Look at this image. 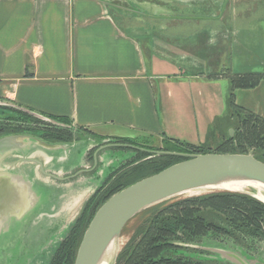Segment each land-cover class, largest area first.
<instances>
[{
    "label": "rangeland",
    "instance_id": "374dc122",
    "mask_svg": "<svg viewBox=\"0 0 264 264\" xmlns=\"http://www.w3.org/2000/svg\"><path fill=\"white\" fill-rule=\"evenodd\" d=\"M101 1L105 2L108 10L118 12L123 21L137 23L142 29H152L153 40L158 44L167 42L170 47H175L179 40L182 42V48L178 50H183L186 54V57L179 61L183 63V69L177 70L176 65L168 62L171 71L177 73L179 80H186L178 94L182 97L185 114L178 123L173 117H168L171 124L168 131L180 142L195 148L193 151L182 148L181 151H189L191 154L235 152L264 159V83L259 87L260 80L264 79V33L259 32L258 38L260 29H257L259 23H263L259 19L264 16V0ZM246 10L252 11L251 17H246L249 14ZM263 25L264 23L261 28H264ZM230 27H238L240 30L230 31L233 29ZM176 53V49L170 48L167 56L171 59V55ZM250 73H260L261 76H247ZM247 91L250 93H246ZM11 109L18 110L11 102L0 100V124L5 125L3 120L8 119L12 120L11 125L15 126L13 119L20 120L21 116L11 112ZM241 119H246L247 123L242 124ZM45 123L48 126L36 125L31 121L21 124L26 130L30 129L35 137H42L46 127L48 130H55L54 126L56 127L53 123ZM253 124L257 129L252 128ZM68 125L66 129H71V135L75 139L72 143H78L75 151H72L73 162L79 161V156H82L80 151L90 148L83 159L85 167L76 169L73 176L69 174L67 178L63 177L66 180L57 182L61 184L89 180L91 189H98L110 174L125 164L137 162L136 157H139L141 151L153 152L164 147L163 139L159 138L134 133L127 136H105L101 131L92 133L89 130L74 129L70 123ZM230 130L232 136H229ZM151 157L145 156L142 161ZM62 168L66 170L67 165ZM41 177L44 179V176ZM39 185L38 188L36 182L32 190L41 200L34 203L20 219L9 218L5 222L6 226L0 227V264H48L68 229L77 221L82 211H78L79 215L75 218L77 213L70 220L71 223L58 224L48 230L45 228V220L40 219L41 214L49 215L52 206L60 205L55 196L59 192L46 188L41 182ZM246 193L249 195L213 189L201 191L198 195H179L164 202L200 198L204 202L191 203L187 207L196 208L201 214L210 215V212H213L221 219H227L221 212L232 206L247 208L249 204L246 200L226 195L239 194L258 201L253 197L252 190ZM217 195L224 197H215ZM180 207L184 206H178L176 210ZM137 224L138 220L134 219L125 226L117 240L118 251L111 264H115L117 254L125 246ZM84 227L85 222L79 226L77 234H80ZM206 234L207 236L198 241L195 239L186 242L184 246L204 251L222 261H225L222 252H226L236 257L240 264H264L263 241H251L250 248L243 249L233 244L229 238H211L208 231ZM220 234L222 235L221 232Z\"/></svg>",
    "mask_w": 264,
    "mask_h": 264
},
{
    "label": "crops",
    "instance_id": "0c3cea01",
    "mask_svg": "<svg viewBox=\"0 0 264 264\" xmlns=\"http://www.w3.org/2000/svg\"><path fill=\"white\" fill-rule=\"evenodd\" d=\"M245 12L247 18L253 14ZM259 20L264 23V16ZM153 34L123 21L101 0H0V100L39 116L63 118L77 130L179 140L168 131L169 119L178 123L185 114L178 94L186 80H179L168 61L182 70L179 61L186 54L178 50L180 40L172 48L158 44ZM170 48L177 51L171 59ZM89 148L80 151L75 163L73 148L58 154L37 151L33 158L45 172L67 178L85 167ZM44 182L71 192L91 188L89 180Z\"/></svg>",
    "mask_w": 264,
    "mask_h": 264
},
{
    "label": "water",
    "instance_id": "95a60500",
    "mask_svg": "<svg viewBox=\"0 0 264 264\" xmlns=\"http://www.w3.org/2000/svg\"><path fill=\"white\" fill-rule=\"evenodd\" d=\"M20 111L46 121L35 113L26 110ZM229 136H232L231 130ZM77 144V142L76 144L48 143L38 137L26 134L0 138V227L6 226L5 222L9 218L20 219L34 203L41 200L32 190L36 182L38 188L41 182L45 184L46 188L59 192L55 196L60 205L52 206L49 215L41 214L40 219L45 220V228L51 230L58 224L67 225L72 222L68 221L71 216L70 210L79 196L90 191L79 209L82 210L97 188L88 190L83 186L74 190L75 192H71L60 186H50L44 180L63 182L66 179L45 172L41 162L33 157L37 151L58 154L63 153L67 148L75 150ZM37 170L44 176V180L42 177V180L37 177L35 173ZM230 181L255 182L264 185V164L251 155H194L188 160L134 183L111 196L96 211L82 236L74 264H99L110 243L117 242L124 227L140 212L176 196L201 189H217L225 182ZM242 194L249 195L246 192H242ZM253 197L257 199L255 196ZM258 201L264 205L263 202ZM78 215L79 213L75 218ZM222 253L223 259L228 263L240 264L232 254Z\"/></svg>",
    "mask_w": 264,
    "mask_h": 264
},
{
    "label": "trees",
    "instance_id": "16d2710c",
    "mask_svg": "<svg viewBox=\"0 0 264 264\" xmlns=\"http://www.w3.org/2000/svg\"><path fill=\"white\" fill-rule=\"evenodd\" d=\"M11 112L19 117L21 116V118L20 120L13 119L15 126L11 125L12 120H3L6 124H0V138L26 133L33 135L30 129L26 130L21 124L26 121H31L36 125L48 126L45 121H41L19 109H11ZM244 114L246 115V113ZM40 116L46 119V122L56 125V127L53 125L55 130H48L46 127L45 131H43L44 135L38 138L59 144H71L75 141L71 135V129H66L69 126L67 120ZM242 121V124L247 123L246 119H241L240 122ZM252 128L257 129V126L253 124ZM162 141L164 142L162 149L151 150L153 152L141 151L139 157H136L137 162L125 164L107 177L86 202L77 221L68 229L65 238L54 251L48 264H74L77 249L92 216L111 196L144 178L188 160L191 156L208 154L183 152L181 151L182 148L192 149L193 151L195 147L179 140L163 138ZM157 153H160V156L154 157L153 154ZM217 154L240 153L220 152ZM145 156L152 157L142 161ZM253 158L264 164V159L254 155ZM222 196L224 197V195L215 197L222 198ZM226 196L246 200L249 206L247 208H235L232 206L228 210H224V213H221L226 215L227 219H221L213 212H210V215H206L207 213L201 214L199 211L197 212L196 208L187 207L191 203L200 202L201 204V202H204L200 198L199 200L189 199L173 203L162 202L140 212L130 220L137 219L138 224L132 230L125 246L117 254L115 264H228L211 256L209 253L184 246L186 242H192L195 239L198 241L207 236V231L210 232L211 238H229L233 244L243 249L250 248L251 241L260 240L264 242V205L239 194ZM181 205L184 207L176 210V207ZM83 222H85V227L80 234H77L78 228Z\"/></svg>",
    "mask_w": 264,
    "mask_h": 264
},
{
    "label": "bare ground",
    "instance_id": "6f19581e",
    "mask_svg": "<svg viewBox=\"0 0 264 264\" xmlns=\"http://www.w3.org/2000/svg\"><path fill=\"white\" fill-rule=\"evenodd\" d=\"M205 190H212V189H201V190H196L192 191L186 194L189 195H198L201 191ZM215 190H221V191H230V192H248L249 190H252L254 192V196L260 200L261 202L264 203V185L255 183V182H236V181H230V182H225L222 184L220 187H217ZM90 192H86L84 195H80L79 199L73 206V208L70 210V218L68 221H70L79 211L80 206H81V199L86 198ZM80 200V201H79ZM79 201V202H78ZM81 202V203H80ZM118 251V246L116 241H112L110 245L107 247L101 261L99 264H111L113 261L116 253Z\"/></svg>",
    "mask_w": 264,
    "mask_h": 264
},
{
    "label": "flooded vegetation",
    "instance_id": "af4514ba",
    "mask_svg": "<svg viewBox=\"0 0 264 264\" xmlns=\"http://www.w3.org/2000/svg\"><path fill=\"white\" fill-rule=\"evenodd\" d=\"M223 262H225V261H223ZM227 263V262H226ZM229 264V263H228Z\"/></svg>",
    "mask_w": 264,
    "mask_h": 264
}]
</instances>
